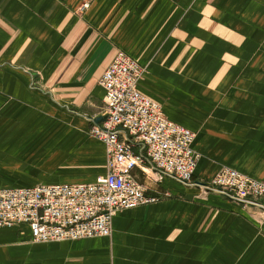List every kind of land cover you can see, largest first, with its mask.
Returning a JSON list of instances; mask_svg holds the SVG:
<instances>
[{
	"label": "crops",
	"instance_id": "0c3cea01",
	"mask_svg": "<svg viewBox=\"0 0 264 264\" xmlns=\"http://www.w3.org/2000/svg\"><path fill=\"white\" fill-rule=\"evenodd\" d=\"M118 50L145 67L139 92L194 132L196 181L223 166L264 179V0H0V188L105 176L89 130ZM136 175L159 200L118 211L110 236L0 228V264H264L259 210Z\"/></svg>",
	"mask_w": 264,
	"mask_h": 264
},
{
	"label": "built area",
	"instance_id": "2783aa9c",
	"mask_svg": "<svg viewBox=\"0 0 264 264\" xmlns=\"http://www.w3.org/2000/svg\"><path fill=\"white\" fill-rule=\"evenodd\" d=\"M83 5L82 8H84ZM145 67L118 50L99 80L105 120L89 134L103 143L106 173L95 182L0 188V228L25 226L33 242L110 236L118 212L155 203L136 173L155 183L170 178L220 194L264 215V179L223 166L209 181H196L199 158L193 131L170 121L162 106L137 89Z\"/></svg>",
	"mask_w": 264,
	"mask_h": 264
},
{
	"label": "water",
	"instance_id": "95a60500",
	"mask_svg": "<svg viewBox=\"0 0 264 264\" xmlns=\"http://www.w3.org/2000/svg\"><path fill=\"white\" fill-rule=\"evenodd\" d=\"M104 120H105V116H101V117L97 118L96 121H98V122H102V121H104Z\"/></svg>",
	"mask_w": 264,
	"mask_h": 264
},
{
	"label": "rangeland",
	"instance_id": "374dc122",
	"mask_svg": "<svg viewBox=\"0 0 264 264\" xmlns=\"http://www.w3.org/2000/svg\"><path fill=\"white\" fill-rule=\"evenodd\" d=\"M52 183H55V182H52Z\"/></svg>",
	"mask_w": 264,
	"mask_h": 264
}]
</instances>
